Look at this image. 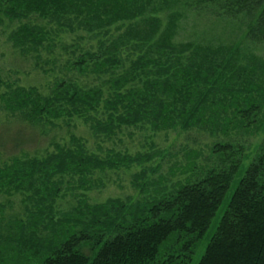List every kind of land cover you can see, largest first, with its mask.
Segmentation results:
<instances>
[{"label":"trees","instance_id":"16d2710c","mask_svg":"<svg viewBox=\"0 0 264 264\" xmlns=\"http://www.w3.org/2000/svg\"><path fill=\"white\" fill-rule=\"evenodd\" d=\"M189 15L212 17L217 30H235L241 39L176 38ZM3 27H10L7 41L18 54L43 73L44 64L58 61L57 46L73 56L45 93L0 77V113L8 121L14 117L6 123L27 127L34 137L46 125L69 131L66 142L52 143L43 156L15 155L0 165V194H20L23 213L0 216V264H189L227 195L243 144L216 142L210 149L217 164L170 191L161 187L150 199L107 197L93 204L86 192L104 182L96 173L147 163L161 151L107 149L102 157L69 128L81 121L101 141L98 149L130 127L214 136L243 130L249 122L241 117L264 106V88L251 77L255 66L241 46L247 41L264 48V0H0ZM65 32L75 34L74 42L59 45ZM43 51L52 56L43 60ZM258 146L197 264H264V140ZM155 171L134 173V188L147 193ZM72 190L82 193L60 211L58 201Z\"/></svg>","mask_w":264,"mask_h":264},{"label":"rangeland","instance_id":"374dc122","mask_svg":"<svg viewBox=\"0 0 264 264\" xmlns=\"http://www.w3.org/2000/svg\"><path fill=\"white\" fill-rule=\"evenodd\" d=\"M34 21V20H32ZM213 21L212 17L199 15H189L185 20L183 19L180 23V29L178 31V39L188 40V38L197 37H221L224 39H230L228 42H234L241 39L238 34L232 33L230 35L228 30H221L220 26H217L218 30L214 25H211ZM40 23V22H39ZM14 25V24H13ZM214 27V30L211 29ZM10 29V27H9ZM8 28H0V77L4 82L15 86H35L40 92H48L51 85L54 83L56 78H60L65 73L61 64L69 56L73 54L60 53V46H57L54 50V54L58 57L55 65L44 64V69L47 72L43 73L42 70L34 67V62L30 57L20 56L18 51L12 47L10 42L7 41V35H9ZM230 30V29H229ZM72 37L75 34L65 32L60 35L56 42L61 44H72ZM81 47L87 46V41L79 42ZM242 53L246 58H251L256 73H253L251 77L256 81L255 83L261 84L264 88V48L261 45L249 44L247 41L243 42ZM43 60L48 59L52 56V53L47 51L41 52ZM245 63V62H243ZM4 88L0 87V92ZM264 92V91H263ZM264 98V96H263ZM260 100V98H259ZM264 105V99L261 101ZM247 105L240 106L238 110L247 109ZM2 109V103L0 104V110ZM232 117L230 112L228 113ZM240 115V114H238ZM237 115L235 120H240ZM14 117L9 118L12 122ZM244 123H248L243 130H230L229 133L224 136L221 133H216L215 136L210 132L199 129H192L187 132L179 130L159 131L153 134L150 129L141 130L139 128H125L122 132L117 133L112 142L103 141L101 148H97V143L101 141H95L91 132L87 127L80 121L73 123L69 129L74 132L77 136L83 137L88 143V147L93 149L96 154L104 157L107 149H112L121 152H129L131 154L142 152V153H154L161 151L160 155L154 154V158L144 164L133 165L127 169L121 168L116 171H106L105 174L96 173L95 176L103 179V185L94 186L93 189L86 192V199L89 203L103 202L107 197L125 199L131 197L133 200H145L150 199L156 195V191L159 189L166 188V191H170L174 188L175 183L182 182L184 178L193 177L194 175H200L208 167L215 166L217 164V157L211 153V146L216 142H240L245 147L244 152H238L237 157L240 159L237 172L235 173L232 182L230 184L227 195L221 201L217 212L214 215L208 230L205 232L201 240L198 242L196 251L193 254L189 264H197L201 254L205 251L204 248L208 244L210 237L216 232L219 220L224 213L227 203L232 191L238 184V180L244 174L247 166L254 157L257 155L258 145L264 140V106L258 114L252 113L247 119L242 118ZM9 122L4 113H0V135L3 133L8 136L7 139H2L0 142V165L3 164L4 160H9L15 155L21 156L28 153L29 156L40 155L43 156L48 150H53L54 142H66L68 140L69 131L64 125L58 128H52L46 125L42 132H35V137L32 132L25 126H21L18 123H6ZM7 124V125H6ZM22 134L24 138L22 140H15L14 134ZM2 138V137H0ZM193 152H199L198 156L190 157ZM220 155V154H218ZM156 168L157 171L150 178V186L148 187L147 193H141L136 190L131 183L132 176L134 173L142 170L143 168ZM194 167V169L192 168ZM193 169V170H192ZM172 170L174 171L172 173ZM149 174V175H150ZM162 178V182L158 184L159 179ZM153 183L157 184L154 185ZM159 185V187H158ZM67 195L61 198L57 203L58 209L69 210L72 205L76 204L74 194L82 193L78 190H72L66 192ZM22 196L20 194L7 196L0 194V204L5 205L3 213L0 212V216L3 214L6 217L9 215H16L22 213ZM182 243V242H181ZM171 241L169 246H171ZM179 246V245H178ZM177 245L172 246L175 250Z\"/></svg>","mask_w":264,"mask_h":264}]
</instances>
